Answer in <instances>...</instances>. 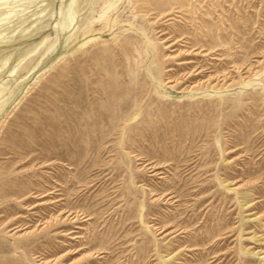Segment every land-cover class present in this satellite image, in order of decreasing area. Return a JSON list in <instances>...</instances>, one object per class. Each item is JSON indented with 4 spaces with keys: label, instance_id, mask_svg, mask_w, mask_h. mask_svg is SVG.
Returning a JSON list of instances; mask_svg holds the SVG:
<instances>
[{
    "label": "rangeland",
    "instance_id": "1",
    "mask_svg": "<svg viewBox=\"0 0 264 264\" xmlns=\"http://www.w3.org/2000/svg\"><path fill=\"white\" fill-rule=\"evenodd\" d=\"M0 264H264V0H0Z\"/></svg>",
    "mask_w": 264,
    "mask_h": 264
}]
</instances>
